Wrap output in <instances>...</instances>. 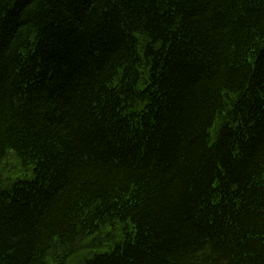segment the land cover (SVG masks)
I'll list each match as a JSON object with an SVG mask.
<instances>
[{"label": "trees", "instance_id": "16d2710c", "mask_svg": "<svg viewBox=\"0 0 264 264\" xmlns=\"http://www.w3.org/2000/svg\"><path fill=\"white\" fill-rule=\"evenodd\" d=\"M0 264H264V0H0Z\"/></svg>", "mask_w": 264, "mask_h": 264}]
</instances>
